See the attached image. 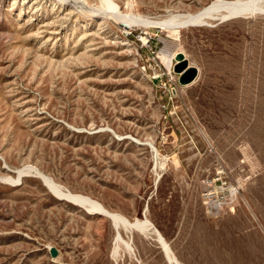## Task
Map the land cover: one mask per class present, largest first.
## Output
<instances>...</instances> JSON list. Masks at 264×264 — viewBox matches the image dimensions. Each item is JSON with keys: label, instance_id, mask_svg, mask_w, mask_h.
<instances>
[{"label": "rangeland", "instance_id": "374dc122", "mask_svg": "<svg viewBox=\"0 0 264 264\" xmlns=\"http://www.w3.org/2000/svg\"><path fill=\"white\" fill-rule=\"evenodd\" d=\"M101 1L0 0V264H264V12L176 36ZM112 1L165 19L214 0Z\"/></svg>", "mask_w": 264, "mask_h": 264}, {"label": "bare ground", "instance_id": "6f19581e", "mask_svg": "<svg viewBox=\"0 0 264 264\" xmlns=\"http://www.w3.org/2000/svg\"><path fill=\"white\" fill-rule=\"evenodd\" d=\"M262 0H214L209 5L204 6L200 10L194 13H179L172 14L168 18L165 19H148L144 18L140 15H134L131 11L130 13H124L121 11L118 6L112 0H102L100 6L102 12L105 17L113 18L116 21L124 20L130 23H138L143 26H152V27H161L164 29H168L172 34L178 36L180 29L191 26V25H204L208 24L210 20L214 19H227L231 17H248L258 14L256 12L263 13L264 12V4L261 2ZM93 10V9H92ZM100 11V10H99ZM98 11V12H99ZM121 21L119 23L125 26H131L130 23ZM177 52L174 54L171 59L177 62L178 54ZM182 53V52H181ZM170 59V60H171ZM168 61V66L170 68L173 67V64ZM25 172V171H24ZM33 172H36L33 171ZM21 173H23L21 171ZM38 175L42 176L43 183L47 186V188L59 199L66 200L70 203L76 204L80 207L87 209L89 212L93 213H102L105 216L109 217L113 224L118 227L120 225L139 228L140 230L146 232L155 231L154 226L148 220H136L130 221L125 216L121 214L111 212L103 207L98 201L91 199L88 196H84L81 194H74L69 190H65L59 184H57L52 178L40 173L36 172ZM151 234V233H150ZM153 234V233H152ZM161 244L165 250L166 255L169 259H171L170 247L167 242L162 238V236H158ZM121 247L120 242L114 246V250L117 251Z\"/></svg>", "mask_w": 264, "mask_h": 264}, {"label": "water", "instance_id": "95a60500", "mask_svg": "<svg viewBox=\"0 0 264 264\" xmlns=\"http://www.w3.org/2000/svg\"><path fill=\"white\" fill-rule=\"evenodd\" d=\"M256 13H260L259 11ZM178 60L174 66V71L180 74L179 81L183 85H187L195 81L198 76V69L194 66H191L188 62V59L183 53L178 54ZM51 255L56 256L57 250L52 247L50 249Z\"/></svg>", "mask_w": 264, "mask_h": 264}]
</instances>
